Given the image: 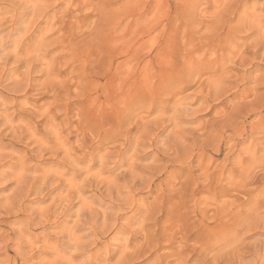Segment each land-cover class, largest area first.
Instances as JSON below:
<instances>
[{"label": "rangeland", "instance_id": "rangeland-1", "mask_svg": "<svg viewBox=\"0 0 264 264\" xmlns=\"http://www.w3.org/2000/svg\"><path fill=\"white\" fill-rule=\"evenodd\" d=\"M254 22L264 38V0H0V264H228L260 244Z\"/></svg>", "mask_w": 264, "mask_h": 264}, {"label": "bare ground", "instance_id": "bare-ground-1", "mask_svg": "<svg viewBox=\"0 0 264 264\" xmlns=\"http://www.w3.org/2000/svg\"><path fill=\"white\" fill-rule=\"evenodd\" d=\"M219 11V10H218ZM23 17H24V15H22V16H20V18H19V22L21 21V20H23ZM55 17V16H54ZM53 16H52V18H54ZM236 17V16H235ZM47 20H49V19H47ZM51 20V19H50ZM47 21V25L49 26V24L51 23V21ZM255 23V24H254ZM254 23H251L250 24V29H248L247 28V30H246V32L247 33H250V35H248V40H250L251 42H250V47L253 49V50H255L254 51V55L256 56L257 55V53H258V51L260 52V50H262L263 49V47H264V38H261L260 36L261 35H259V36H255L254 35V33H255V31L257 30V28H258V25H257V23L256 22H254ZM30 25V24H29ZM28 25V26H29ZM51 25V24H50ZM243 27V26H242ZM245 28V27H244ZM259 29V28H258ZM26 30V29H25ZM256 33H258V32H256ZM260 34V33H259ZM10 37V36H9ZM11 39V38H10ZM18 39V38H17ZM6 42V41H5ZM214 42V41H213ZM46 43V42H45ZM246 43H249V42H246ZM245 43V44H246ZM20 44V43H19ZM64 44V43H63ZM47 45V44H46ZM15 47V46H14ZM2 48H3V46H2ZM6 48V47H5ZM17 48V47H16ZM250 48V49H251ZM234 49H235V51H233L232 53H233V56H232V60H234L236 57H237V55H238V57L240 58V61L243 63V61L241 60V57H242V55H243V53H242V55L240 54V51L237 49V47H234ZM237 49V50H236ZM16 50V49H15ZM19 50V49H18ZM219 53V52H218ZM231 53V54H232ZM32 54V53H31ZM230 54V55H231ZM236 54V55H235ZM37 55V54H36ZM39 55V54H38ZM263 56H264V54H263ZM32 57V56H31ZM39 57V56H38ZM256 58V57H255ZM235 60H237V59H235ZM236 64H238V63H236ZM247 74V73H246ZM258 80V79H257ZM220 81V80H219ZM219 81H213V82H211V84H212V87L215 89V91H216V93L218 94L219 92H221L223 89V86H222V84L219 82ZM210 82V81H209ZM187 90V89H186ZM208 90V89H207ZM210 90V89H209ZM254 91H255V89H254ZM253 91V92H254ZM257 91V90H256ZM210 92V91H209ZM214 93V92H213ZM218 97V96H217ZM207 99V98H206ZM179 108V107H178ZM182 109H184V108H182ZM185 110V109H184ZM188 111V110H187ZM192 111V110H191ZM16 132V131H15ZM178 132V131H177ZM178 136V135H177ZM159 137V136H158ZM168 142V141H167ZM160 144V143H159ZM261 145V144H260ZM81 150V149H80ZM7 158V157H6ZM78 160H80V159H78ZM254 161V160H253ZM262 161H264V160H262ZM112 168V167H111ZM25 174V173H24ZM24 174L22 173V174H20L19 175V177H18V181H16L17 182V187H19V191H20V193H19V195H21V192L23 193V196L24 195H26L27 194V196H29L30 194H32L31 192H33V189H32V186H29L27 183H28V181L26 180L27 178H24ZM29 176V175H28ZM1 177V176H0ZM3 179V178H2ZM16 180V179H15ZM116 182V181H115ZM111 183V182H110ZM16 184V183H15ZM31 185V184H30ZM27 186H28V189H27ZM15 188H16V186H15ZM31 188V189H30ZM17 189H16V191H17ZM44 189V188H43ZM44 192V191H43ZM18 193V192H17ZM20 198V197H19ZM84 198V197H83ZM26 199V198H25ZM80 199V198H79ZM78 201V200H77ZM76 201V202H77ZM81 201V200H80ZM82 203V202H81ZM80 204V203H79ZM16 206V205H15ZM12 207V206H11ZM88 207V206H87ZM78 208H80V207H78ZM78 211H80V210H78ZM259 213H261V212H259ZM74 214H75V212H74ZM251 214V213H250ZM248 215V214H247ZM104 216V215H103ZM34 221V220H33ZM261 222V219L260 220H257V223H260ZM34 223V222H33ZM58 223V222H57ZM59 223H61V222H59ZM76 223V222H75ZM39 224V223H38ZM37 225V224H36ZM77 225V224H76ZM71 228V227H70ZM77 228L78 227H74V229L72 230V232L70 233V243L71 244H73V246L74 247H76L77 245H79L78 244V242H79V237H78V230H77ZM45 231V230H44ZM65 231V230H64ZM51 232V231H50ZM22 234H23V232H22ZM68 234H69V232H68ZM67 234V235H68ZM17 235V234H16ZM48 235V234H47ZM66 235V234H65ZM2 237V236H1ZM233 239V238H232ZM236 242V241H235ZM255 244V243H254ZM65 246V245H64ZM79 247V246H78ZM77 248V247H76ZM242 249V248H241ZM56 250V249H55ZM126 251V250H125ZM121 254V253H120ZM236 254V253H235ZM82 255V254H81ZM125 256H127L126 254H124ZM62 256V255H61ZM154 256V255H153ZM108 258V257H107ZM128 258V257H127ZM207 258V257H206ZM206 258H203V262H200L199 264H205V262H207V260L208 259H206ZM223 259V257L221 256V258L220 259H217V261H216V263H213V264H221L222 262H220V260H222ZM94 259H92V261H93ZM121 261V260H120ZM263 261H264V240L262 241L261 240V243L260 244H255V245H253V246H251L250 247V249L248 248V250H246L244 253H242V254H237V255H235V258L230 262V263H228V264H263ZM70 262H71V260H70ZM181 262V261H180ZM73 263V262H72ZM95 263V262H94ZM104 264H107V263H104ZM183 264V263H182ZM184 264H186L185 262H184ZM197 264V263H196Z\"/></svg>", "mask_w": 264, "mask_h": 264}]
</instances>
